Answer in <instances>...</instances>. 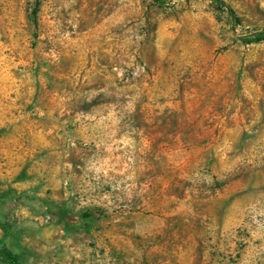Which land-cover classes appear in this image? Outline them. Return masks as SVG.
I'll return each mask as SVG.
<instances>
[{
  "label": "rangeland",
  "instance_id": "1",
  "mask_svg": "<svg viewBox=\"0 0 264 264\" xmlns=\"http://www.w3.org/2000/svg\"><path fill=\"white\" fill-rule=\"evenodd\" d=\"M36 1L0 0V250L264 264V0Z\"/></svg>",
  "mask_w": 264,
  "mask_h": 264
},
{
  "label": "trees",
  "instance_id": "2",
  "mask_svg": "<svg viewBox=\"0 0 264 264\" xmlns=\"http://www.w3.org/2000/svg\"><path fill=\"white\" fill-rule=\"evenodd\" d=\"M159 1V0H157ZM217 6L219 7H223L228 16L230 17L231 21L233 23H238L239 20H238V17L235 15L233 9L228 5L226 4L223 0H212ZM38 5V0L35 2V7ZM36 11V8H34V11L33 13H35ZM249 37H251L253 40L257 41V40H261L264 38V28L260 29V30H257V31H253V32H250L248 34ZM66 212L65 209L62 210V215L63 217L65 216L64 213ZM92 212V211H91ZM87 213L86 215L89 216L90 213ZM61 214L59 217H61ZM1 253L3 255V257H5L6 259H8V261L11 263V264H17V259H16V255L14 253H12L10 250H8L7 248H1Z\"/></svg>",
  "mask_w": 264,
  "mask_h": 264
}]
</instances>
